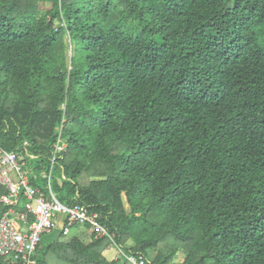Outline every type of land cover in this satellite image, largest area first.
Wrapping results in <instances>:
<instances>
[{
    "label": "trees",
    "instance_id": "obj_1",
    "mask_svg": "<svg viewBox=\"0 0 264 264\" xmlns=\"http://www.w3.org/2000/svg\"><path fill=\"white\" fill-rule=\"evenodd\" d=\"M58 136L53 191L125 253L264 264V0H0V146L43 188ZM64 226L32 264H131Z\"/></svg>",
    "mask_w": 264,
    "mask_h": 264
},
{
    "label": "built area",
    "instance_id": "obj_2",
    "mask_svg": "<svg viewBox=\"0 0 264 264\" xmlns=\"http://www.w3.org/2000/svg\"><path fill=\"white\" fill-rule=\"evenodd\" d=\"M65 148V141L58 136L53 144L50 166L39 174L45 180L41 188L32 183V170L23 154L0 146V185L6 189L0 195V203L5 207L0 215V256H11L19 264H32L31 257L42 236L56 228L61 217L64 233L76 223L89 224L95 230V238H110L113 247L129 263L147 264L142 254L125 253L116 245L109 227L97 220V213L79 203L62 202L53 191L52 172Z\"/></svg>",
    "mask_w": 264,
    "mask_h": 264
},
{
    "label": "rangeland",
    "instance_id": "obj_3",
    "mask_svg": "<svg viewBox=\"0 0 264 264\" xmlns=\"http://www.w3.org/2000/svg\"><path fill=\"white\" fill-rule=\"evenodd\" d=\"M66 41H67V44H68V49H67V57H68V59L71 57V55L73 54V45H72V43H70V41H69V39H68V37L66 36ZM53 172L55 173V171L53 170ZM53 172H52V176H53ZM74 228V227H73ZM78 229V233H77V235L81 232V229L80 228H77ZM59 230V228H57L55 231L57 232ZM74 229H72V231L69 233V235L68 236H70V237H72L73 235H74ZM55 232V233H56ZM54 233V234H55ZM135 243H134V241L133 240H128L127 241V243H126V245L128 246V247H132L133 245H134ZM115 248V247H114ZM152 254H154L156 251L155 250H149ZM108 258H110V259H113V260H115V259H118L119 257H121L120 256V254H119V251L116 249V251L114 252V253H112V252H110L108 255ZM185 256H186V253H184V252H181V253H178L172 260H171V262H170V264H181L182 263V261L184 260V258H185Z\"/></svg>",
    "mask_w": 264,
    "mask_h": 264
},
{
    "label": "crops",
    "instance_id": "obj_4",
    "mask_svg": "<svg viewBox=\"0 0 264 264\" xmlns=\"http://www.w3.org/2000/svg\"><path fill=\"white\" fill-rule=\"evenodd\" d=\"M59 222H58V224H57V226H56V228H61L62 226H63V222L61 221V217H59ZM72 229H74V235L72 236V237H74V236H76L77 235V233H78V229H77V227H71L69 230H68V232H67V235H69V233L72 231ZM116 251V249L112 246L111 248H110V251L109 252H106V256L110 253V252H112V253H114Z\"/></svg>",
    "mask_w": 264,
    "mask_h": 264
}]
</instances>
